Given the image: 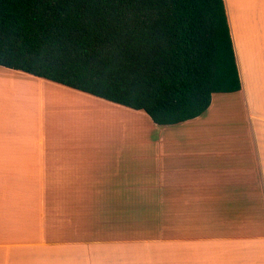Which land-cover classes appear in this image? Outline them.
Wrapping results in <instances>:
<instances>
[{"label": "crops", "instance_id": "1", "mask_svg": "<svg viewBox=\"0 0 264 264\" xmlns=\"http://www.w3.org/2000/svg\"><path fill=\"white\" fill-rule=\"evenodd\" d=\"M223 2L240 89L221 114L214 93L202 115L158 125L27 75L20 116L0 128V264H135L136 209L175 229L215 209L264 227V0ZM97 111L120 119L104 129Z\"/></svg>", "mask_w": 264, "mask_h": 264}, {"label": "trees", "instance_id": "2", "mask_svg": "<svg viewBox=\"0 0 264 264\" xmlns=\"http://www.w3.org/2000/svg\"><path fill=\"white\" fill-rule=\"evenodd\" d=\"M0 66L158 125L240 89L223 0H0Z\"/></svg>", "mask_w": 264, "mask_h": 264}, {"label": "rangeland", "instance_id": "3", "mask_svg": "<svg viewBox=\"0 0 264 264\" xmlns=\"http://www.w3.org/2000/svg\"><path fill=\"white\" fill-rule=\"evenodd\" d=\"M27 75L0 66V128L2 129L8 128L12 118L20 116L18 112H14L22 105L24 92L28 94L26 90L28 83L24 80L32 78ZM231 95L233 93L214 94V100L219 98L216 108L220 109V114L223 105L237 107ZM222 99H227V103ZM103 107L115 113L124 112L114 111L104 105ZM94 115L96 120L102 119L104 129L105 124L120 119L115 115L107 117L98 111ZM126 116L133 118L127 113ZM134 128L137 134L141 133V129ZM107 212L108 216H112V211ZM125 212L129 216L128 227L134 228L133 237L136 240L131 242L134 244L131 249L135 264H264V227L240 225L236 220L238 218H233V211L202 210L199 213L207 215L208 218L195 221L196 226L192 225L194 227L189 230L181 227L183 225L175 229L169 225L171 223L160 221L162 211L157 209H136ZM123 216V213H119L118 217ZM161 225L164 227H160Z\"/></svg>", "mask_w": 264, "mask_h": 264}]
</instances>
